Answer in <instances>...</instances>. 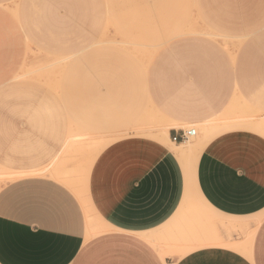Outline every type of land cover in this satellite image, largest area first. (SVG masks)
Segmentation results:
<instances>
[{"label":"crops","instance_id":"obj_1","mask_svg":"<svg viewBox=\"0 0 264 264\" xmlns=\"http://www.w3.org/2000/svg\"><path fill=\"white\" fill-rule=\"evenodd\" d=\"M181 31L180 56L141 80L151 130L101 128L122 136L84 192L75 176L1 189L0 264H264V0H193ZM239 90L257 120L211 129ZM198 124L193 144L173 140Z\"/></svg>","mask_w":264,"mask_h":264},{"label":"rangeland","instance_id":"obj_2","mask_svg":"<svg viewBox=\"0 0 264 264\" xmlns=\"http://www.w3.org/2000/svg\"><path fill=\"white\" fill-rule=\"evenodd\" d=\"M192 7L193 0L0 1V193L41 178L70 188L53 177L60 172L75 176L74 187L84 192L83 174L93 158L122 136L99 134L101 128L151 130L141 80L180 56L181 20ZM236 55L238 80H245L242 54ZM238 95L234 113L226 104L220 118L207 122L211 129L257 120ZM188 129L198 139L209 128Z\"/></svg>","mask_w":264,"mask_h":264},{"label":"built area","instance_id":"obj_3","mask_svg":"<svg viewBox=\"0 0 264 264\" xmlns=\"http://www.w3.org/2000/svg\"><path fill=\"white\" fill-rule=\"evenodd\" d=\"M196 135L195 129H188V130H182L180 136H175L173 138L174 141L180 140L182 142H187L191 137H194Z\"/></svg>","mask_w":264,"mask_h":264},{"label":"bare ground","instance_id":"obj_4","mask_svg":"<svg viewBox=\"0 0 264 264\" xmlns=\"http://www.w3.org/2000/svg\"><path fill=\"white\" fill-rule=\"evenodd\" d=\"M263 132H264V129H263ZM196 134H197V132H196ZM196 136V135H195ZM202 141V140H201ZM206 140H204V142H205ZM188 142V141H187ZM187 142H184V143H187ZM198 142H200V141H198ZM197 142V143H198ZM205 144H206V142H205ZM183 145V144H182ZM198 145H201V143H198ZM172 147H174V146H172ZM178 147H180V146H178ZM189 147V146H188ZM176 153V152H175ZM10 175H12L11 173H13V172H8ZM6 174L7 176L9 175V174ZM55 176H57V178L59 179V180H61V181H64V182H67V183H71V179L69 178L70 176H73V175H70V174H68V175H55ZM10 177V176H9ZM12 177V176H11Z\"/></svg>","mask_w":264,"mask_h":264}]
</instances>
